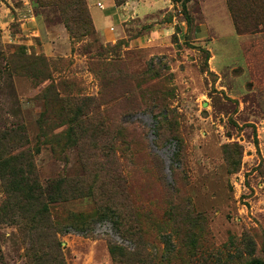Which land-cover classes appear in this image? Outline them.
<instances>
[{
  "label": "rangeland",
  "instance_id": "374dc122",
  "mask_svg": "<svg viewBox=\"0 0 264 264\" xmlns=\"http://www.w3.org/2000/svg\"><path fill=\"white\" fill-rule=\"evenodd\" d=\"M41 1L0 0V128L26 127L6 156L30 148L37 181L73 192L35 242L0 175V264L264 260V21L237 30L226 0H85L92 36ZM55 118L76 143L40 135Z\"/></svg>",
  "mask_w": 264,
  "mask_h": 264
},
{
  "label": "trees",
  "instance_id": "16d2710c",
  "mask_svg": "<svg viewBox=\"0 0 264 264\" xmlns=\"http://www.w3.org/2000/svg\"><path fill=\"white\" fill-rule=\"evenodd\" d=\"M40 2L41 0H37ZM45 1V0H43ZM41 1V4L50 2ZM58 1V0H52ZM63 8L61 12L64 14L70 13L73 21L72 26H67L69 31L75 29L78 33H87L89 35L94 34L95 29L92 24L91 14H89L85 0H61ZM181 1V0H173ZM228 7L230 8L234 24L237 30H240V26L247 30H255L258 28L257 24L264 21V0H240L242 7L236 8V4H239L235 0H226ZM121 2H117L120 5ZM56 121V122H55ZM47 130L41 131V136L46 137L47 142L56 145L57 137L61 134L67 135V140L70 145L76 143L78 137L76 136V126L79 125L74 119H68L64 122L58 118L47 122ZM67 125L66 129L62 132L53 133L57 128ZM49 133H52L48 135ZM27 144L30 142L29 133L26 127L17 125L10 128H0V175L4 182L12 191H15V195H20L24 203L25 221L29 223L28 230L36 235L35 242L41 240L44 228L51 232L54 230V226L49 224L48 220V203L64 201L67 199L68 193L73 192V188L67 187L64 180L57 179L47 182L46 186H42L37 178L33 174V162L32 153L30 148L18 151L15 155L6 156L9 149H12L14 143ZM68 143V144H69ZM24 165V169L21 171V165ZM112 209L102 208L95 210L92 214H71L70 222L67 226L59 228L61 232H67L74 230L79 233L88 234L91 223L100 217H110L114 219ZM119 223V220H115ZM120 224V223H119ZM118 224V225H119ZM63 229V230H61ZM51 242L54 244L53 235L48 234ZM245 264H264V260L251 259Z\"/></svg>",
  "mask_w": 264,
  "mask_h": 264
},
{
  "label": "crops",
  "instance_id": "0c3cea01",
  "mask_svg": "<svg viewBox=\"0 0 264 264\" xmlns=\"http://www.w3.org/2000/svg\"><path fill=\"white\" fill-rule=\"evenodd\" d=\"M147 1V7H149V6H155V7H158V6H156V5H158V2H157V0H146ZM136 5H138L137 4V2H134ZM135 5V6H136ZM114 5L113 4H110V6H109V9L111 10V8L113 7ZM139 6H140V4H139ZM147 7H145L146 9H147ZM119 17V16H118ZM114 20H117V19H113V22H114V24H116L115 23V21ZM120 18H118V20H117V22H120ZM108 28H104L103 29V31L101 32L100 30H98V32L100 33V35H101V37L102 38H105V39H108L109 38V33H108V30H107Z\"/></svg>",
  "mask_w": 264,
  "mask_h": 264
},
{
  "label": "built area",
  "instance_id": "2783aa9c",
  "mask_svg": "<svg viewBox=\"0 0 264 264\" xmlns=\"http://www.w3.org/2000/svg\"><path fill=\"white\" fill-rule=\"evenodd\" d=\"M99 6H101V3H98Z\"/></svg>",
  "mask_w": 264,
  "mask_h": 264
}]
</instances>
